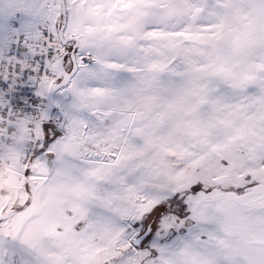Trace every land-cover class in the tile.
<instances>
[{
	"label": "snow or ice",
	"instance_id": "1",
	"mask_svg": "<svg viewBox=\"0 0 264 264\" xmlns=\"http://www.w3.org/2000/svg\"><path fill=\"white\" fill-rule=\"evenodd\" d=\"M0 264H264V0H0Z\"/></svg>",
	"mask_w": 264,
	"mask_h": 264
}]
</instances>
